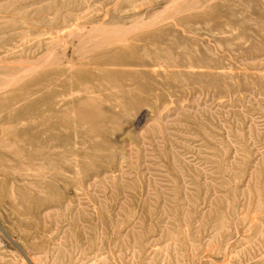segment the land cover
Listing matches in <instances>:
<instances>
[{"label": "rangeland", "instance_id": "rangeland-1", "mask_svg": "<svg viewBox=\"0 0 264 264\" xmlns=\"http://www.w3.org/2000/svg\"><path fill=\"white\" fill-rule=\"evenodd\" d=\"M0 264H264V0H0Z\"/></svg>", "mask_w": 264, "mask_h": 264}, {"label": "bare ground", "instance_id": "bare-ground-1", "mask_svg": "<svg viewBox=\"0 0 264 264\" xmlns=\"http://www.w3.org/2000/svg\"><path fill=\"white\" fill-rule=\"evenodd\" d=\"M111 31H112V30H111ZM123 31H124V30H123ZM121 32H122V31H121ZM121 32H120V34H122ZM95 33H96V32H95ZM102 33H103V32H102ZM118 34H119V33H118ZM116 35H117V34H116ZM26 71H27V70H26ZM34 72H35V71H34ZM27 73H28V72H27ZM8 81H9V80H8ZM12 132H13V131H11V133H12ZM16 132H17L18 134H21V136H25L24 134H22L24 131H17V130H16V131H14L13 133H16ZM17 133H16V134H17ZM5 134H6V136H8V135H9V132L7 131ZM23 139H24V138H23ZM24 140L28 141L27 139H24ZM7 143L10 145L9 150H10V152H11V151L13 150V149H12L13 146H12L11 142L8 141V138H7ZM14 147H15V146H14ZM13 151H14V152H13ZM13 151H12L13 154H16V155H20V154H21V150H19V151H17V152H15L16 150H13ZM21 155H22V154H21Z\"/></svg>", "mask_w": 264, "mask_h": 264}]
</instances>
